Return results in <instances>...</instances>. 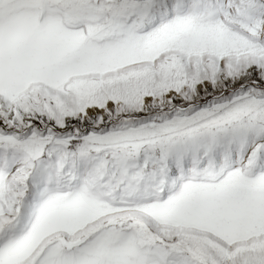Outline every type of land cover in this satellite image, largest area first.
<instances>
[{"label": "snow or ice", "instance_id": "obj_1", "mask_svg": "<svg viewBox=\"0 0 264 264\" xmlns=\"http://www.w3.org/2000/svg\"><path fill=\"white\" fill-rule=\"evenodd\" d=\"M0 264H264V0H0Z\"/></svg>", "mask_w": 264, "mask_h": 264}]
</instances>
